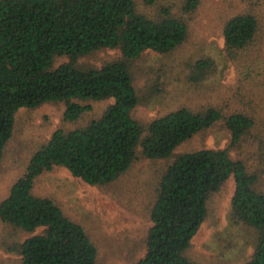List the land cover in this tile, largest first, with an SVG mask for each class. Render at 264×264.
I'll list each match as a JSON object with an SVG mask.
<instances>
[{
  "label": "trees",
  "instance_id": "16d2710c",
  "mask_svg": "<svg viewBox=\"0 0 264 264\" xmlns=\"http://www.w3.org/2000/svg\"><path fill=\"white\" fill-rule=\"evenodd\" d=\"M200 2L180 0L150 18L137 11L133 0H0V168L18 111L61 103L63 121L75 123L91 111L90 103L112 101L85 126L55 130L0 202V222L28 235L8 247L21 264H98L97 248L84 229L52 199L33 195L41 175L63 168L102 188L140 157L168 165L148 210L144 255L135 264H197L188 256L191 240L206 219L207 201L229 178L234 181L230 217L256 235L245 264H264V192L257 190L258 174L226 149L174 154L216 123L229 133L230 147L239 146L255 126L253 117L216 107H182L146 124L133 116L146 99L135 85L136 62L145 52L169 56L180 49ZM258 32L249 12L228 19L222 29L226 57L236 60ZM104 50H118L120 56L99 68L80 67L81 59ZM60 58L65 62L56 67ZM212 66L196 61L184 83L199 88Z\"/></svg>",
  "mask_w": 264,
  "mask_h": 264
},
{
  "label": "rangeland",
  "instance_id": "374dc122",
  "mask_svg": "<svg viewBox=\"0 0 264 264\" xmlns=\"http://www.w3.org/2000/svg\"><path fill=\"white\" fill-rule=\"evenodd\" d=\"M133 1L138 12L156 18L161 7L174 6L180 0ZM246 12L256 17L259 32L255 43L231 61L223 50L222 29L228 19ZM119 56L118 50H104L81 59L79 65L99 68ZM200 60L211 61L213 66L199 88L188 87L186 76ZM64 62V58L57 59L55 66ZM134 70L135 85L146 94L144 103L133 112L140 123L182 107L193 111L216 107L225 114L243 112L253 117L255 126L239 146L231 148L229 133L222 123H216L179 146L174 154L226 149L233 160L243 161L249 172L258 174L257 190L264 192V0H201L190 19L184 45L169 56L145 52ZM111 104V100L90 103L91 111L75 123L63 121L61 103L18 111L0 168V202L23 174L31 154L55 130L83 127ZM167 165L165 160L140 157L122 177L102 188L91 187L56 168L37 179L33 195L52 199L67 218L84 229L97 248L98 264H135L144 255L145 236L151 226L148 210ZM233 192L234 181L229 178L207 201L206 219L188 252L197 264H245L251 259L256 235L231 219ZM27 237L0 222V264H21L20 257L8 247Z\"/></svg>",
  "mask_w": 264,
  "mask_h": 264
}]
</instances>
